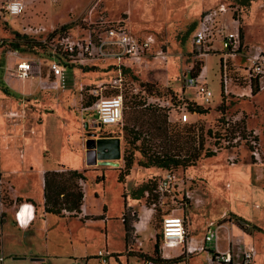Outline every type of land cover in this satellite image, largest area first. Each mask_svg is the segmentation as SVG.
Instances as JSON below:
<instances>
[{
	"label": "rangeland",
	"instance_id": "1",
	"mask_svg": "<svg viewBox=\"0 0 264 264\" xmlns=\"http://www.w3.org/2000/svg\"><path fill=\"white\" fill-rule=\"evenodd\" d=\"M220 3H229L230 7L237 9L238 14L241 15L244 41L247 46H260L264 49V0H253L248 7L239 5L236 0H26L27 6L23 15L18 18L5 16L7 26L0 18V36L3 39L11 38L15 32L18 33L21 25H24V28L40 25L47 30L52 27L57 29L67 26L66 34L74 38L82 29H87L89 26L122 20L129 32L135 35L152 34L156 37L157 44L162 45L166 50L165 62L157 61L146 68L125 73L124 80L127 89L123 129L120 127L119 131H122V134L119 135V139H116L119 157L111 159L117 165L103 166L98 162L85 164L82 174L85 180H78L82 191L85 186L88 187L85 190L88 194L89 211L92 214L103 215L102 207L105 204L107 220L99 219L101 216H95L98 218L95 221L84 222L85 215L80 209L79 213L75 214L76 217H68V214H65L64 218L50 215L45 224L41 220L43 213H38L36 218L41 221L35 223L28 232H22L19 240L6 243L4 239L6 247L4 252L8 259L11 260L16 256L29 259L31 256L43 260L42 264H99L96 259L97 252L107 250L114 252L113 254L121 253V264H145L136 258H127V261L124 259L126 258L124 229L119 220L124 204L119 196L122 186L117 181L118 169H123L127 158L132 162L131 167L145 165V170L133 169L126 181L127 184L123 185V187L130 188L141 173H145L146 181L163 173L161 169L151 165L147 156L144 157L141 154L142 139H145L147 145L145 150L148 149V155L153 152L161 153L163 147L168 150L173 149L171 153L184 154L185 149L180 151L178 149L185 147L181 140L175 144L172 142L175 135L177 138L183 135L180 126L173 124L165 129L166 132L163 134L153 129V125L163 128L162 117L154 121L156 116L163 115V113L156 112L155 108L145 105L147 95L136 96L132 90L140 83H151L160 95L171 90L197 105L217 106L220 103L219 57L222 56L221 54H210L204 59L206 84L211 93L209 103L197 95L195 87L186 88L182 92V84L184 78L188 76L184 74L186 62L192 65L199 62L193 59L192 54L194 24L202 11ZM219 46L220 44L216 43L215 47L219 48ZM233 62L242 64L241 58L237 57L233 59ZM104 66L103 63L94 62L81 70L63 69L66 89L53 95L58 97L57 101H53L52 96L36 90L23 96H15L12 93L10 95L14 100L24 104L29 117L34 113L40 116L44 113L48 114V118H43L44 121L47 120V125L42 130L49 139L58 133L61 136L66 135L73 127L78 128L77 137H65L66 143L73 144L71 145L72 150L89 148V162H92V157L99 158L100 151L97 142L101 139L100 135L114 134L118 129L113 125L98 127L91 122L95 119L94 113L81 111V107H86L87 91L90 87L98 81H110L115 74L109 71L103 73L101 68ZM151 66L156 67L152 69ZM43 68L46 69V66ZM80 87L83 88L82 92L79 90ZM5 89L0 79V93H4ZM81 96L82 100H80ZM227 112L228 115L243 112L244 125L260 133V144L264 151V89L253 99L240 100L228 106ZM210 114L213 115L212 112ZM211 115L203 120L205 125H208ZM82 119L86 121V124H83ZM136 138L139 140H135ZM73 141L78 143V147ZM112 151L116 153V149L108 145L102 149L101 153L109 154ZM49 154L52 158L56 155L53 151H49ZM120 158L121 167L117 162ZM53 162L51 160L49 164L52 166ZM251 162L244 149L238 153L236 164L233 167L228 166L225 155L222 153L212 158L199 157L193 165L178 169V173L184 177V186L192 199L188 200L183 208H177L174 214L182 216L190 235L200 240L204 234L205 224L208 221L220 219L222 214L226 213L236 224L243 227L246 236H249L248 240L246 239L247 242L252 243L256 248L257 256L254 264H264V164ZM101 174L104 175V180L96 183L95 180L99 179ZM37 180L36 176L31 175L23 183V188L33 194ZM132 200L127 201V204L133 206L131 211L135 213L140 212L141 205L145 204L148 207L144 199ZM3 203V212H0L2 219L8 213L6 210L12 206L5 198ZM18 204L20 203L16 202L13 208L15 209ZM136 220H138L137 214ZM161 220L160 214H152L149 224L145 226V232L140 234L132 223L134 230L132 238L135 240L131 247L133 251L150 255L155 238H157L160 256L164 258L161 250L163 244ZM235 230L237 231L236 228ZM2 233L5 234L4 228ZM19 250L23 253L18 254ZM179 252V249H164V253L170 257L178 256ZM205 255V253L193 255L188 258L187 264H206ZM118 261L120 260L115 261L113 257L110 258L109 264H119Z\"/></svg>",
	"mask_w": 264,
	"mask_h": 264
},
{
	"label": "built area",
	"instance_id": "2",
	"mask_svg": "<svg viewBox=\"0 0 264 264\" xmlns=\"http://www.w3.org/2000/svg\"><path fill=\"white\" fill-rule=\"evenodd\" d=\"M16 6L20 9L13 13L11 8ZM26 0H0V13L18 18L26 11ZM56 29L47 30L44 26L30 27L23 29V35L39 37V41L47 44L52 53L47 65L43 64L39 57L25 56L13 68L5 70L9 77L25 81L33 76L39 78V88L44 91L65 90L66 80L63 68L57 56H65L72 64L88 66L94 62L109 64L117 71L116 77L108 83H98L88 90V94L95 98L91 107L82 108V111L94 113L95 123L98 127L107 125L122 127L123 99L121 91L124 85L123 69L126 63L131 66L148 67L155 62H165L166 52L162 45L157 44L156 37L147 34L142 37L132 35L125 27L122 20L101 23L82 29L76 37L71 38L65 32L56 33L48 40V37ZM4 41L0 39V55L19 54L17 51H5ZM9 41V40H8ZM220 44L219 48L215 47ZM193 59L203 63L198 75L192 76V64L186 68V76L182 84V92L186 88L195 87L197 95L209 103L211 93L206 84V67L204 59L210 54H221L219 57V89L225 103L229 100L246 99L264 89V50L260 46L248 47L241 34V15L237 9L230 5L218 4L214 8L204 11L195 28L192 36ZM5 51V52H4ZM55 54V56H54ZM241 58L242 64H235L234 58ZM43 66H46V71ZM109 86L117 89L119 94L113 97H103L101 91ZM80 92L83 88L80 87ZM144 94V91L141 92ZM176 101L171 96L153 97L148 96L146 106L166 110L168 119L173 113L176 119L173 122L181 124H195L194 139L198 143L201 133L200 124L207 116H199L190 113L187 107L192 103L196 106L214 109V107H203L195 102L186 100L182 95L174 92ZM146 95V94H145ZM195 117L191 120V117ZM242 115H226L223 117L220 133H212L211 144L207 151L213 154L226 153L228 166L236 164L238 153L245 149L248 157L255 164L264 163L259 132L255 129H248L242 121ZM211 120V119H210ZM115 134H102V139H112ZM184 179L180 178L171 170H164L156 181L152 195L144 193L145 197H152L147 210L152 214L158 208H169L171 214L162 218L161 234L163 244L161 247L162 256L170 259L164 253V249H179V255L188 260L193 255L205 253L206 264H252L257 256L254 245L247 242L245 231L241 225L236 224L226 213L220 219L208 221L204 227V234L200 240L190 235L182 216H177V202L191 200L192 197L185 188ZM4 183L0 178V212L4 208ZM82 214L84 209L80 207ZM136 215L131 211V216ZM122 217V216H121ZM34 218V207L30 203H20L14 212L15 222L19 227L22 223L28 225ZM122 220V219H121ZM237 231L235 230V228ZM1 236V235H0ZM221 243L224 244L222 248ZM111 255L107 250L98 251L96 259L99 264H109ZM178 255V256H179ZM0 264H9L3 252L0 237ZM32 264H42L33 262ZM145 264H151L150 262ZM184 264V263H181Z\"/></svg>",
	"mask_w": 264,
	"mask_h": 264
},
{
	"label": "crops",
	"instance_id": "3",
	"mask_svg": "<svg viewBox=\"0 0 264 264\" xmlns=\"http://www.w3.org/2000/svg\"><path fill=\"white\" fill-rule=\"evenodd\" d=\"M203 12L204 11H202L200 15L198 16V20ZM5 16L6 15L0 13V18H2L5 26H7L6 24L7 21H6ZM198 20L195 22L193 29L195 28ZM125 27L127 28L126 25ZM23 29H24V25H21V30L17 31L18 34H22ZM241 34H242V39L244 41L242 25H241ZM132 35H135V34H132ZM144 35H135V36L142 37ZM13 37L14 35H12L11 38L3 39L0 36V39L10 41L13 39ZM25 56L26 55H18V54L0 55V71H1L0 79L2 80V83L6 88L4 93L2 92L0 93L1 95L0 99L2 101L0 103V178L4 179V181L2 180V182L4 183V198L12 205L9 209L6 210V212L8 211V213L2 219L3 223L0 224V235H1L0 237H1V242H2L3 252L6 249V247L4 246V239L6 243L10 241L15 242L14 240H19L21 238L20 234L22 232H28L31 228H33L35 223H38L41 220H42V223L46 224L47 217L52 215V214H46L44 212V191H43L44 174L46 172H60L61 173V172H65L68 170L77 171L78 173L83 174L84 166L86 164L87 151L85 149L72 150L71 145L73 144L69 145L66 143V140H65V137L67 136L74 137V138L77 137L78 134L76 133V131L78 128L73 127V129L67 132L66 135L63 134L61 136V134L58 133L59 135L56 134L51 139H49L46 133L42 130L47 125L46 123L47 120L44 121L43 118L45 119L48 118V114L44 113L40 116L38 115V113H34L32 116L29 117V114L26 112V109L24 108V104H21L19 101L14 100L12 96L10 95V93H12L15 96L17 95L23 96L26 93H31L33 90H36L43 94L52 96L53 101H57L58 97L57 96L55 97L53 95H56L60 91L55 92V91L41 90L39 88L40 80L38 77L33 76L25 81H21L16 78L9 77L6 74L5 70L13 68L20 60L24 59ZM45 65H47V63ZM189 65H191V63L186 62V65L184 67V74H186V68ZM105 66H107V68ZM105 66L101 68V71H103V73L105 71H109L110 73L113 72L115 74L113 75L112 79L116 77L117 71L114 69V67H110L109 64H105ZM125 66L127 67L123 69L124 75L125 73H128L129 71H134L135 69L143 68L139 66H131L128 63H126ZM83 67L85 68V66ZM155 67L156 66H151L152 69H155ZM72 70L75 71V70H81V69L74 68ZM108 82L109 81H98L97 84L98 83H108ZM63 91L65 90H61V92ZM259 93L260 92H258L256 95H258ZM256 95H254L252 99ZM80 100H82L81 97H80ZM82 112L85 113V111H82ZM175 119H176V116L172 115L169 117L168 121L173 122ZM190 119L194 120L195 117L192 116ZM82 121H83V124H86L85 120L82 119ZM91 122L93 123V120ZM119 129L120 128L117 129V135L112 137V139L120 138L119 135L122 134V131H119ZM40 130H41V137H40ZM99 138H101V135ZM73 143L75 146L78 147V143L74 141ZM85 143H86V139H85ZM49 151L55 152L56 155H54V157L52 158L51 155L49 154ZM262 152L264 153V151ZM51 160L54 161L52 166L49 164V161ZM117 162H118V166L121 167L120 165L121 158ZM135 168L145 170L144 167H138V166L132 167L129 172V175L123 178L122 182H119L120 185L122 186V190L121 192H119V196L123 201V204H124L123 208H126V209L133 208V206L127 204V201L129 200L133 201L129 195L131 190L134 187H137L147 182L145 180V173L144 174L141 173L138 175V178L131 184L130 188L128 186L127 188L123 187V185L127 184L126 181L129 178V176L132 174L133 169ZM31 175L36 176L38 179L35 183V191L33 193L34 195L23 188V183H25L26 179L29 178ZM101 176H104V175L101 174L100 177ZM95 181L96 183H99L97 182V180ZM87 188L88 187L85 186V188H83V191H82L83 192V200H82L83 203L81 207L84 209L83 215H85L86 217L101 216L103 220H107V216H106L107 207L105 204L103 206L105 208V212L102 211L103 215L92 214L89 211V207L87 203L88 194L85 190ZM95 196H97V194H95ZM16 202L30 203L34 207L35 219L28 225L25 224L22 227H19L17 223L15 222V219H14L15 209L13 207L16 204ZM103 207H102V210H103ZM140 209H141L139 212L140 214L136 213L138 220L133 225L135 229L137 230L138 234H140L141 232H145V226L149 224V221L152 218L151 213L147 210L146 207L141 205ZM38 213H43V217L41 218V220H38L36 218ZM121 216H122V213L120 214V217H119V220L122 224ZM85 221H91V220H85ZM3 228H4L5 234L2 233ZM247 237L249 238V236L247 235L245 239L248 240ZM221 246L222 248H224L223 243H221ZM13 253L16 254L15 251H13ZM17 253L22 254L23 252L22 250L21 251L19 250ZM109 253L113 254L114 252H109ZM5 256L9 264H32L33 262H43V260L41 259L33 260L35 258H32L31 256L29 259H26L24 257L22 258V256H16L12 258L11 260L8 259V256L6 254ZM121 259L122 257L118 258V260H120L118 261L119 264H121L120 263ZM124 259L125 261H127L126 258ZM254 263L255 261H253V264Z\"/></svg>",
	"mask_w": 264,
	"mask_h": 264
},
{
	"label": "trees",
	"instance_id": "4",
	"mask_svg": "<svg viewBox=\"0 0 264 264\" xmlns=\"http://www.w3.org/2000/svg\"><path fill=\"white\" fill-rule=\"evenodd\" d=\"M252 1L253 0H236V2L239 5L245 6V7L250 6V3ZM220 4H225V3H220ZM226 5H229V3ZM67 28H68L67 26H61L60 28H57L55 32L48 37V40L50 41V39L53 38L56 35V33H61V32L66 33ZM3 47L5 51H8V50L17 51L21 55H26V56L31 55V56L39 57L42 60L43 64H46L48 62V59L52 57V53L50 52L49 46L47 44L41 43L39 41V37H35V36H27V35L15 33L12 40L4 41ZM55 57L63 68L82 69L83 67L77 64H72L70 62V59L66 58L63 55L61 56L56 55ZM202 65L203 63H201L200 61L195 62V64L192 66L191 75L192 76L198 75ZM43 72H44V68H43ZM91 88L92 87H90V89ZM126 89H127V84L124 83L123 89L121 91L122 99H123V113L125 109ZM132 91H133L132 93H134L136 96L138 95L143 96L145 94L147 96H153V97L171 96L176 101V96L173 91L169 90V92L160 95L154 89V84H151V83H144V84L140 83ZM142 91H144V94H141ZM87 94H88V91H87ZM118 94H119V91L117 89H113L109 86H105V88L101 91V95L103 97H113ZM256 94L257 93H253L251 97L246 98V99L250 100ZM87 96H88V100L86 101L85 103L86 107L84 108L91 107L95 101V98L92 97L91 95L88 94ZM240 100H245V99L229 100L227 103H225L224 97L221 95V102L214 109L202 108L192 103L187 107L190 113H195L199 116H207V115H211L210 114L211 112L213 113V115H211V120H209L208 122V125H205V123L203 122L200 124L201 133L199 134V140L197 144L195 143V139H194L195 124H189V123L181 124L179 122H169L166 110L155 108L156 112L159 111L163 113V115L156 116L154 121L156 122V120L162 117L163 128L161 126L155 127L153 125V129L155 131H160L163 134L166 132L165 129H168V127H170L173 124L180 126L182 130L181 132L183 133V135L182 134L179 135L178 138L175 135V138L172 142L175 144V143H179L181 140L182 145H184L183 147L185 148L181 147L180 149H178V151L185 149L184 154H182L181 152L174 154V153H171L173 152V149L169 148L168 150V148L163 147V151L161 153L153 152L151 153V155H148L149 153L147 151L148 149L145 150V146H147L145 143V139H142L141 141V150H140L141 154L144 157L147 156L149 160L151 161V165H154V167L161 169L162 171L171 170L175 172L180 178L183 179L184 177L180 173H178L179 171L178 169L181 170V169H184L185 167L193 165L199 159V157L212 158V157L217 156L216 154H213L207 151L208 145L212 143L210 141V139L212 138V133L214 131H216V134L220 133L223 117L228 115V112H227L228 106H231L235 102L238 103L240 102ZM236 114L243 115V112L235 113V115ZM114 134L117 135V132H115ZM135 140L138 141L139 138H136ZM164 141H166L165 138H164ZM116 143H117L116 139L98 140L97 145L99 146V151H100L99 158H116L117 153H115L114 151H112L109 154L101 153L104 146L112 145L114 147ZM244 148L249 150L248 145H245ZM223 154L226 157V153L223 152ZM251 163H254V162L252 161ZM131 165H132L131 160L128 158L125 159L123 169H118L119 171L118 178H117L118 182H122L123 176L129 175V172L132 168ZM141 167L145 168V165ZM158 179H159V176L152 180H148L147 182L137 187H134L129 194L130 198L134 200L144 199V201H147V205H149L152 200V197L150 196L145 197L144 193H148L152 195V192L156 186V181ZM78 180H85V178L82 176L81 173H78L77 171L68 170V171L61 172V173L60 172H46L43 176L44 212L46 214H52L60 218H64L65 214H68V217H76L75 214L79 213L80 207L82 205V200H83V192H82V189L78 185ZM96 180L97 182H101L104 180V176H101L99 179H96ZM186 204H187V201L177 202V205H178L177 208H183L184 206H186ZM103 212H105L104 207H103ZM156 213L160 214L162 218L166 215L171 214L169 211V208L167 209L158 208L156 209L154 214ZM100 218L102 217H99V219ZM96 219L98 218L85 216L83 218V221L85 220L95 221ZM121 219H122V224H123V229H124V252H125L126 259L136 258V259H140L143 263L150 262L151 264H181V263L187 264V260H185L184 257L180 255L176 257H172L170 259L162 258L160 256L159 244H158L157 238H155V242L153 245V251L150 255L142 253L140 251H133L131 247L134 245L135 240L132 238V233L134 231L132 227V223L134 224L136 223L137 221L136 215L131 216V209L123 208ZM2 223L3 221L1 217L0 224ZM121 256H122L121 253L112 254L111 258L115 257V261H117V259Z\"/></svg>",
	"mask_w": 264,
	"mask_h": 264
},
{
	"label": "water",
	"instance_id": "5",
	"mask_svg": "<svg viewBox=\"0 0 264 264\" xmlns=\"http://www.w3.org/2000/svg\"><path fill=\"white\" fill-rule=\"evenodd\" d=\"M104 147H106V146H104ZM103 147V148H104ZM113 148H115L116 149V153H117V156H116V158L115 159H117L118 157H119V153H118V142L116 143V145L113 147ZM86 151H87V155H86V164L87 165H90V164H96L97 162H98V164L99 165H108V166H112V161H111V159L112 158H95V157H92V162H89V157H88V155H89V151H90V149L89 148H87L86 147ZM117 165V164H116ZM115 165V166H116ZM33 260H38V259H33Z\"/></svg>",
	"mask_w": 264,
	"mask_h": 264
},
{
	"label": "clouds",
	"instance_id": "6",
	"mask_svg": "<svg viewBox=\"0 0 264 264\" xmlns=\"http://www.w3.org/2000/svg\"><path fill=\"white\" fill-rule=\"evenodd\" d=\"M12 12L15 14V13H18L20 11L19 8H17L16 6H12L11 8Z\"/></svg>",
	"mask_w": 264,
	"mask_h": 264
},
{
	"label": "bare ground",
	"instance_id": "7",
	"mask_svg": "<svg viewBox=\"0 0 264 264\" xmlns=\"http://www.w3.org/2000/svg\"><path fill=\"white\" fill-rule=\"evenodd\" d=\"M112 163V166H115L117 163L115 162H111ZM35 219V215H34V218H33V220ZM33 220H31L29 223H31ZM22 225H24L23 223H22Z\"/></svg>",
	"mask_w": 264,
	"mask_h": 264
},
{
	"label": "flooded vegetation",
	"instance_id": "8",
	"mask_svg": "<svg viewBox=\"0 0 264 264\" xmlns=\"http://www.w3.org/2000/svg\"><path fill=\"white\" fill-rule=\"evenodd\" d=\"M92 155V154H91Z\"/></svg>",
	"mask_w": 264,
	"mask_h": 264
}]
</instances>
